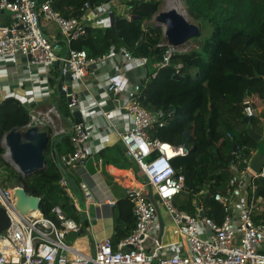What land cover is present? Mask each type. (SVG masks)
I'll use <instances>...</instances> for the list:
<instances>
[{"label": "built area", "instance_id": "1", "mask_svg": "<svg viewBox=\"0 0 264 264\" xmlns=\"http://www.w3.org/2000/svg\"><path fill=\"white\" fill-rule=\"evenodd\" d=\"M99 1L102 4L95 8L85 4L81 17L75 19L60 15L52 9L50 1L39 4L36 0H0V14H9V18H0V66H3L0 74L8 65L16 67L22 58L27 59L24 65L30 80L33 81L32 77L39 71L34 78L37 87L33 88L31 95H14L29 115V123L23 129L48 128L54 137L68 135L72 148L68 162L81 167L89 156L90 126L86 121L76 122L67 133L59 125L62 114L57 107H38L54 93L45 77L48 68L60 63L63 64L60 75L69 74L70 91L68 85H63L60 92L67 100L68 111L73 114L87 113L89 108L81 104L72 85L79 86L89 74L94 75L93 69L107 63L109 55L118 54L132 67H141L146 63V59L135 58L124 48L118 51L111 48L100 57L89 58L86 51L69 47L72 41L84 34L86 25L92 20V13H100L101 8L106 11L105 6L111 3L109 0ZM106 12L108 17L113 15V9ZM128 13L127 8L123 17L130 19ZM41 22L57 27L67 44L64 57L57 55L59 45L45 37ZM165 46L157 68L169 67L171 57L181 53L178 51L180 48L167 43ZM176 69L179 70L180 66ZM154 75L155 72L148 77ZM143 80L132 83L125 71L113 70L102 86L112 108L111 111L101 112V115L104 118H121L125 123V130L118 136L119 141L125 155L135 161L143 176V179H138L135 174L129 173L127 178L129 185L126 192L135 219L132 233L120 240L116 249L110 238H104L96 242L92 254H82L64 243L65 236L79 232L80 226L60 207L52 209L51 219L43 217L40 212L20 217L15 209L12 188L0 186V206L10 220L9 229L0 234V243H4L0 248V264H264V224L253 222L256 204L260 200L254 196L255 181L264 180V167L259 174L253 173L247 166L242 171L233 169L225 192L213 197L223 210L220 224L205 216H191L176 209L173 200L184 190L185 179L176 173L172 161L187 156L188 150L184 146L163 143L150 135L155 125L163 127L164 114H153L142 108ZM243 112L248 119L257 116L256 108L248 100L244 102ZM106 132L102 128L104 136ZM3 148L6 156L7 149L4 145ZM239 152L240 149L236 148L233 153ZM246 180L250 181L244 186L249 192L243 194L241 188ZM59 185L74 203L75 196L63 176ZM149 189L171 217L174 224L172 234L179 237V242L167 247L170 250L168 255L164 254L165 247L158 243L151 250L146 249L156 226L154 207L146 198Z\"/></svg>", "mask_w": 264, "mask_h": 264}, {"label": "trees", "instance_id": "2", "mask_svg": "<svg viewBox=\"0 0 264 264\" xmlns=\"http://www.w3.org/2000/svg\"><path fill=\"white\" fill-rule=\"evenodd\" d=\"M45 1L63 17L75 19L81 17L85 4L91 8L102 4L99 0H39V4ZM179 1L202 31L192 39H200L198 48L174 54L169 67L157 68L154 77L142 81L141 106L153 114H164L163 127L155 125L152 137L188 150L187 156L172 161L176 173L185 179L184 190L173 200L175 208L196 216L201 206L205 217L220 224L223 210L213 197L225 192L231 168H246L256 146L249 131L263 134L258 124L264 114L249 124L243 108L247 100L254 107L264 105V0ZM123 2L130 19L113 11L112 25H86L84 34L69 47L86 51L89 58L100 57L111 48H124L133 57L160 66L166 50L163 29L145 24L159 11L160 1ZM50 83L54 85V81ZM28 123V112L16 99L0 100V142L7 132L23 129ZM54 141L45 150L42 171L24 178L10 168L4 172L3 187L21 186L28 195L40 197L39 212L45 218L53 217L55 206L73 218L69 195L59 185L62 173L52 150ZM232 146L240 152L234 154ZM71 152L69 136L65 135L58 155ZM4 153L0 145V157ZM5 166L0 158V168ZM255 185L254 196L264 198V180H256ZM262 219L255 218V222L264 224Z\"/></svg>", "mask_w": 264, "mask_h": 264}, {"label": "crops", "instance_id": "3", "mask_svg": "<svg viewBox=\"0 0 264 264\" xmlns=\"http://www.w3.org/2000/svg\"><path fill=\"white\" fill-rule=\"evenodd\" d=\"M123 1L124 0H112L104 9L106 11L113 9L116 16L123 17L127 10ZM106 11L101 8L100 13L93 12L92 20L89 25L93 28L109 27L111 24V18L107 16ZM0 18H9V14L4 12L0 14ZM50 25L51 24L49 23L42 22L44 34L52 43L59 45L60 51L57 55L64 57L67 50V44L60 36L58 29H53ZM114 54L108 56L107 63L93 69L95 72L94 75L89 74L79 86L72 85L81 104H84L89 108L87 113L79 112L80 119H77L68 111L67 100L65 99L64 94L60 92V96H58L56 93V85L58 82L59 90L63 85H67V80L62 78L60 81V63H57V66L52 65L48 68V73L45 77H47L48 85H50L54 93L38 106L42 109L49 108L50 106L57 107L62 114V119L59 122V125L63 127L67 133H70L73 123L80 121H86L91 129L92 137L87 143L89 156L82 167L74 166V164L65 161V158L69 157L70 154L62 157L58 155V147L62 144L63 136H60L62 139L57 147V155L62 167L75 180L85 196H87L84 212L86 218L85 221H83L81 216L82 211L80 210L77 198L74 195L75 202H71L72 219L79 224L80 230L79 232L66 235L64 243L71 249L77 250L86 255L92 254L96 242L104 238H110L113 247L116 249L120 240L128 237L132 233L135 227V219L132 212V203L128 199L126 192V188L129 185L127 178L129 173H133L138 179H143L135 161L125 155V149L119 141L118 136L125 130V123L121 118H104L101 115V112H107V110L111 111L112 108L109 98L102 86L107 76L111 74L113 70L125 71L132 83H140L141 80L152 75L157 66L146 60L144 66L132 67L130 64L125 63L118 54ZM26 62L27 59L22 58L16 67L8 65L7 68H5L6 70L3 71V74H0V100L7 97L16 99L14 95L23 96L24 93H26L25 96L28 97L31 95L33 88L37 87L34 78L35 76L37 77L39 71L32 77L33 81L30 80L29 75L25 70L24 64ZM2 67L3 66H0V68ZM35 72L36 71H33V73ZM50 81H54V85H51ZM6 90L11 91L6 92ZM62 102H65V108L68 114L62 111ZM255 108L257 110L256 118L263 116L261 113L264 114V105ZM259 120L260 123L258 125L263 128L262 135L264 136V118H260ZM102 128H105L107 131L105 136L101 133ZM39 130L48 134L50 142L51 140L56 141V139L59 138L54 137L52 131L48 128ZM105 140H108L109 142L105 143ZM1 143L3 147V139ZM254 151L255 149L253 150L252 155L254 154ZM55 161L58 165L56 155ZM231 170L233 174L234 170L232 168ZM247 184H250L249 180H246L241 188L243 194L246 193V187L244 186ZM157 203L164 226L163 233L159 236V223L156 218V226L146 243V249L149 251L155 246V243H158L165 247L164 254L168 255L170 250L167 247L172 243L179 242V237L172 234V229L174 227L173 221L161 203ZM201 211L203 212L202 207L198 206V214L196 216H199ZM262 217H264V198H260L256 204L253 222L256 225L262 224L255 222V218H260L262 221ZM82 227H85V231H81ZM179 249L183 248L179 247Z\"/></svg>", "mask_w": 264, "mask_h": 264}, {"label": "water", "instance_id": "4", "mask_svg": "<svg viewBox=\"0 0 264 264\" xmlns=\"http://www.w3.org/2000/svg\"><path fill=\"white\" fill-rule=\"evenodd\" d=\"M38 1V0H36ZM157 26L163 27V34L165 41L168 45L180 48L192 39L200 36V30L195 25L191 24L183 16L178 14L174 10L167 12L157 13L155 16ZM111 24H113V15L110 16ZM127 19V18H124ZM110 24V25H111ZM46 37V36H45ZM57 66L56 63L53 64ZM63 68V64L60 65V70ZM67 80L68 89L70 91L69 74H65L60 77V81ZM56 93L60 96L59 82L56 85ZM73 116L80 119L79 112L73 113ZM253 122V119H249V124ZM250 136L256 143L254 154L251 156L247 163V167L255 174H259L264 167V136L249 131ZM62 137H59L54 142L52 148L56 155L58 167L61 170L62 176L66 180L70 191L76 196L79 208L82 211V220L85 221V201L86 197L75 180L68 174V172L62 167L59 157L57 155V147ZM50 143L48 134L44 131H40L37 127L29 129H17L14 128L7 132L3 137V145L10 154V161L17 170V173L24 178L33 176L42 171L44 166V153ZM235 147L232 146V152ZM68 162L69 158H65ZM13 197L15 201V209L20 217H25L29 213L39 212L42 199L40 197L30 196L26 193L23 187L15 186L12 188ZM147 200L154 207L155 216L159 223V236L163 233V223L161 220L160 209L152 190H148L146 196ZM204 213L201 211L199 217H203ZM10 227V220L6 215L4 209L0 206V234L5 233ZM81 231H85V227H82Z\"/></svg>", "mask_w": 264, "mask_h": 264}, {"label": "rangeland", "instance_id": "5", "mask_svg": "<svg viewBox=\"0 0 264 264\" xmlns=\"http://www.w3.org/2000/svg\"><path fill=\"white\" fill-rule=\"evenodd\" d=\"M160 1V6H159V11L157 13H160V12H167L166 9H165V0H159ZM172 2H177L178 3V8H180L179 10L182 12V16L188 20L189 23L195 25L197 27V25L188 17V15L186 14L185 10H184V7L183 5L181 4V2L179 0H170ZM122 3V2H121ZM111 6V5H110ZM156 13V14H157ZM129 15V13H128ZM155 17L152 18V20L149 22V23H145V24H153L155 26H157V23L156 21L154 20ZM51 24L50 27L55 29L57 28L54 24L52 23H49ZM159 27V26H158ZM160 28L163 29L162 26H160ZM200 30V29H199ZM202 34V31L200 30V35ZM166 42V41H165ZM199 42H200V39H196V40H190L189 42H187L185 45H183L182 47H180V49H178L179 52H188V51H191L193 49H196L198 48V45H199ZM167 43V42H166ZM62 111L64 113H67V110H66V104L65 102H62ZM68 114V113H67ZM2 142V141H1ZM0 142V145L2 146V143ZM6 152V150H5ZM5 154V153H4ZM4 154L0 157L3 161V163H5V167H1L0 168V186L3 187L5 184L3 182V179H4V176H5V171L9 172V169H13L14 171L17 172V170L15 169V167L12 165L11 161H9L8 159L5 158ZM3 183V184H2ZM16 185H14L13 187H15ZM12 187V188H13Z\"/></svg>", "mask_w": 264, "mask_h": 264}, {"label": "bare ground", "instance_id": "6", "mask_svg": "<svg viewBox=\"0 0 264 264\" xmlns=\"http://www.w3.org/2000/svg\"><path fill=\"white\" fill-rule=\"evenodd\" d=\"M165 9L166 11H169V10H174L176 11L178 14H180L182 16V12L179 10L180 8H178V3L177 2H172L170 0H165ZM6 159H8L10 161V154L7 150V154L5 156ZM4 243H0V248H2Z\"/></svg>", "mask_w": 264, "mask_h": 264}]
</instances>
